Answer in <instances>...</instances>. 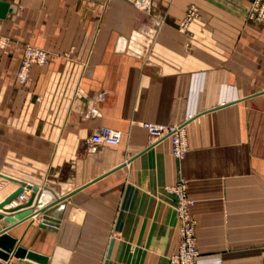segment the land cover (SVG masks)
<instances>
[{"label": "crops", "instance_id": "0c3cea01", "mask_svg": "<svg viewBox=\"0 0 264 264\" xmlns=\"http://www.w3.org/2000/svg\"><path fill=\"white\" fill-rule=\"evenodd\" d=\"M0 1L12 7L0 16V201L31 188L0 209V227L15 222L7 232L45 264H168L178 219L166 185L182 179L196 264H263L264 21L248 18L252 0H151L147 12ZM190 5L198 16L180 29ZM26 44L48 59L20 81ZM141 121L181 125L185 155ZM100 125L117 144H91Z\"/></svg>", "mask_w": 264, "mask_h": 264}, {"label": "built area", "instance_id": "2783aa9c", "mask_svg": "<svg viewBox=\"0 0 264 264\" xmlns=\"http://www.w3.org/2000/svg\"><path fill=\"white\" fill-rule=\"evenodd\" d=\"M135 4L142 3L144 10L150 6L151 0H128ZM148 11V10H147ZM198 14L195 6H190L180 25L185 29L192 17ZM248 18L259 23L264 21V0H252L248 9ZM7 36L0 33V48L7 45ZM48 59V52L45 49L32 44H26L19 68L16 75L20 81H25L29 75V69L32 64H44ZM102 97V95H99ZM140 124L151 134L169 135L171 144V153L177 158H182L189 149L187 137L184 128L181 125L156 124L149 121H141ZM119 141V135L116 130L107 125H100L90 136L91 144H110L115 145ZM166 190L175 195V212L178 219V246L177 250L168 257V264H196L198 250L195 237V220L191 214L190 208L194 204V199L188 196L185 180L166 185ZM31 188H24L12 199L11 202L18 203L27 198ZM264 264V258H263Z\"/></svg>", "mask_w": 264, "mask_h": 264}, {"label": "water", "instance_id": "95a60500", "mask_svg": "<svg viewBox=\"0 0 264 264\" xmlns=\"http://www.w3.org/2000/svg\"><path fill=\"white\" fill-rule=\"evenodd\" d=\"M11 9L12 7L9 5V3L0 1V16H4L5 13ZM22 189L23 187L19 186L6 195V197L0 201V208H3L6 203H9ZM43 206L44 204L41 203V210L46 209V207ZM46 217H44L43 221H41L40 226L44 227L46 225L48 222ZM2 218L3 215L0 213V219ZM49 219H53V217H50ZM14 223H4L3 227H0V264H4L3 261H7L10 255H13L17 258L16 263L10 264H37L35 262H38L39 264H45L48 260L47 255L26 248L17 242L16 237L7 232L9 228L15 225Z\"/></svg>", "mask_w": 264, "mask_h": 264}, {"label": "rangeland", "instance_id": "374dc122", "mask_svg": "<svg viewBox=\"0 0 264 264\" xmlns=\"http://www.w3.org/2000/svg\"><path fill=\"white\" fill-rule=\"evenodd\" d=\"M126 1H128V0H126ZM149 1H150V0H149ZM128 2H130V3H131L135 8H137L138 10H142V11L147 12V10L149 11V10L151 9V4H150V6H149V8H148L147 10H144V8H142L141 5H142V6H145V4H142V3H138V4L136 3V4H135L133 1H128ZM150 3H151V2H150ZM190 6H192V5H190ZM190 6H189V7H190ZM193 6H195V5H193ZM189 7H188V8H189ZM195 7H196V6H195ZM188 8H187V9H188ZM196 8H197V7H196ZM197 11H198V8H197ZM185 13H186V12H185ZM196 16H198V14H197ZM196 16H194V17H196ZM184 17H185V14H184V16L182 17V19H183ZM194 17H192L191 20H192ZM182 19H181V20H182ZM181 20L179 21V24H180ZM191 20H190V21H191ZM190 21L188 22V24H187V26L185 27V29L182 28L181 25H179L180 29L186 30V29L188 28V25H189Z\"/></svg>", "mask_w": 264, "mask_h": 264}, {"label": "bare ground", "instance_id": "6f19581e", "mask_svg": "<svg viewBox=\"0 0 264 264\" xmlns=\"http://www.w3.org/2000/svg\"><path fill=\"white\" fill-rule=\"evenodd\" d=\"M11 201H12V200H11ZM11 201H10L9 203H11ZM6 204H8V203H6ZM5 206H6V205H4L3 208H0V209H6Z\"/></svg>", "mask_w": 264, "mask_h": 264}]
</instances>
